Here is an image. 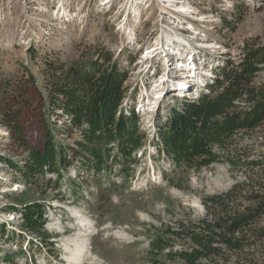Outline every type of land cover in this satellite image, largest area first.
<instances>
[{
    "label": "rangeland",
    "instance_id": "1",
    "mask_svg": "<svg viewBox=\"0 0 264 264\" xmlns=\"http://www.w3.org/2000/svg\"><path fill=\"white\" fill-rule=\"evenodd\" d=\"M34 1L0 0L2 263L264 264V213L240 234V246L215 243L218 254L194 263L182 255L200 248L189 235L212 218L206 200L234 191L230 203L242 208L250 202L241 186L264 189V122L238 132L229 155L215 145L219 158L200 169L175 166L155 144L175 108L210 94L216 73L236 64L244 46H264V0H185L194 14L177 11L172 0H150L142 10L127 0ZM93 47L109 50L127 72L117 115L134 107L146 135L132 161L123 165L112 157L100 172L88 159L70 160L80 132L69 115L49 105L44 73L46 60L70 61ZM254 80L264 81V68ZM51 131L70 147L66 164L27 173L32 151L43 150ZM31 204L40 206L41 231L49 237L27 222ZM82 243L86 258L75 261L70 250L76 253Z\"/></svg>",
    "mask_w": 264,
    "mask_h": 264
},
{
    "label": "trees",
    "instance_id": "2",
    "mask_svg": "<svg viewBox=\"0 0 264 264\" xmlns=\"http://www.w3.org/2000/svg\"><path fill=\"white\" fill-rule=\"evenodd\" d=\"M230 64L216 73L210 94L196 101H183L180 108L172 111L167 127L160 133L155 144L172 157L175 166L195 164L200 169L219 158L215 145L229 155L238 132L254 131L264 122V81L257 84L254 80L257 72L264 68V46H244L238 62ZM45 65L49 105L69 115L72 127L80 132L77 147H71L70 160L88 159L93 163L88 167L96 172L109 168L108 160L112 157L123 165L132 161L144 147L146 135L138 129L134 107L128 115H117L127 94L128 75L117 60H113V54L102 47H93V52L83 51L77 59L66 62L48 59ZM5 124L14 131L9 121ZM49 133L43 150L32 151L27 173H45L47 166H55L57 162L66 164L65 154L70 147L58 144L54 133ZM20 140L23 142L24 137ZM50 170L59 172L61 167ZM241 189L249 193L250 202L242 208H234L230 203L234 191L205 201L212 218L202 219L200 227L196 225L200 232L189 235L201 249H197L196 254L182 253L188 262L194 263L201 255L218 254L220 247L215 243L240 246L243 239L240 234L264 213V189L257 193L245 186ZM209 202L216 206V211ZM40 210L38 204H31L24 215L40 237H49L41 231L44 221ZM36 214H40V221L34 219Z\"/></svg>",
    "mask_w": 264,
    "mask_h": 264
},
{
    "label": "bare ground",
    "instance_id": "3",
    "mask_svg": "<svg viewBox=\"0 0 264 264\" xmlns=\"http://www.w3.org/2000/svg\"><path fill=\"white\" fill-rule=\"evenodd\" d=\"M34 1V0H33ZM111 0H109L107 3H109ZM128 2L129 1H131V3H133L134 5H138L140 8H141V10H142V8H144L145 6H143V5H146L150 0H127ZM166 1H170V0H160V5H162V3H165ZM35 2V1H34ZM33 2V3H34ZM38 3H43L42 1H37ZM127 2V3H128ZM172 3H173V5L174 6H176V10L177 11H179V12H189V11H191V7H192V5L190 4V2H186L185 0H172L171 1ZM33 3H30V5H33ZM164 5V4H163ZM130 6H131V4H130ZM178 8V9H177ZM176 13V12H175ZM191 13H197V10H193V11H191ZM186 14V13H185ZM210 21H212V20H210ZM213 21H214V19H213ZM165 37H167V40L168 41H172V42H175V39H174V36L173 35H171V34H166L165 35ZM155 50V49H154ZM177 65H181V63L180 64H178V62H177ZM169 72H171L169 69H168V73ZM162 81L163 82H161V84L162 85H164V82H165V80L164 79H162ZM182 80H180V82H181ZM183 85V84H182ZM189 87V86H188ZM190 89V88H189ZM187 92V91H186ZM154 98V97H153ZM198 205V204H197ZM87 225H85V227H84V230H82V233H83V236H87L88 235V233L87 232H89V230L87 229ZM81 233V234H82ZM87 238V237H86ZM85 238V239H86ZM80 240V239H79ZM76 243V242H75ZM71 245H74V244H70L69 245V249L72 247ZM76 245V244H75ZM85 245H86V241H85ZM77 246V245H76ZM83 246H84V243H82L81 245H79V247H78V249H76L77 250V252L75 253L74 251V249L73 250H70L71 251V258L72 257H74L75 256V258H73V260H75V261H78V260H82V259H85L86 258V254H87V252H85V251H88V249H83ZM84 248H85V246H84ZM73 251V252H72ZM69 257V258H70Z\"/></svg>",
    "mask_w": 264,
    "mask_h": 264
}]
</instances>
